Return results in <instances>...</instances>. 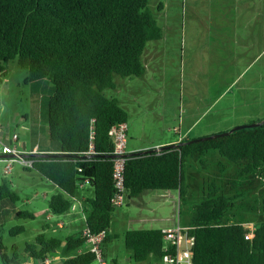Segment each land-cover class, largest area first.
Returning a JSON list of instances; mask_svg holds the SVG:
<instances>
[{
	"label": "trees",
	"instance_id": "16d2710c",
	"mask_svg": "<svg viewBox=\"0 0 264 264\" xmlns=\"http://www.w3.org/2000/svg\"><path fill=\"white\" fill-rule=\"evenodd\" d=\"M149 1L0 0V84L11 59H17L28 70L27 81L46 78L53 82L48 99L50 140L59 141L62 152L79 155L42 152L27 169L37 171L60 188L49 198L53 213L68 211L73 197L80 193V185L88 181L94 195L84 197L86 226L92 232L105 230L104 243L111 238L108 229L117 208L112 202L116 186L110 129L129 116L106 90L116 87L117 75L143 74L146 66L142 56L147 43L163 35ZM211 149L238 164L241 176L260 174L264 178L262 123L130 156L124 172L127 195L139 196L149 189H178L182 199L186 192L184 162ZM90 150V156H85ZM219 190L215 187L195 205L189 224L195 236L193 264H264V220L255 223L254 236L246 238L250 226L226 217L239 195L215 193ZM19 199V193L4 179L0 183V214L10 208L18 216L34 217L32 211L15 207ZM24 231V225L11 229L13 235ZM124 239L136 261L150 255L161 259L166 253L163 228L128 229ZM85 241L82 230L65 239L43 231L26 244L25 251L27 257L44 260L64 249L68 256L65 264H93L94 252H77ZM13 258L15 264L21 263L16 252Z\"/></svg>",
	"mask_w": 264,
	"mask_h": 264
},
{
	"label": "rangeland",
	"instance_id": "374dc122",
	"mask_svg": "<svg viewBox=\"0 0 264 264\" xmlns=\"http://www.w3.org/2000/svg\"><path fill=\"white\" fill-rule=\"evenodd\" d=\"M247 2L258 7L264 0L149 1L163 35L147 43L143 74L117 75L116 87L106 90L130 114L128 147L131 143L179 138L174 127L186 129L196 118L194 131L200 135L196 137L264 120V24L250 37L256 38L252 50L247 49L250 38L243 46L241 41L235 42L226 35L239 29L232 27V20L239 25L241 17L253 14L252 9L247 10ZM240 3L242 6L237 8L235 5ZM223 15L227 18L224 22ZM147 52L151 54L148 60L145 59ZM7 71L0 84L2 137L7 139L17 133L19 147H33L34 142L42 147L60 145L59 141L50 140L49 135L48 99L53 92L50 80L27 81L28 70L17 59L8 62ZM182 118L187 120L183 124ZM7 163L5 158H0V183L7 180L19 193L16 208L30 210L35 216L21 217L10 208L0 214V262H3V252L9 257L16 252L23 261L27 257L26 244L35 241L43 231L48 236L65 239L84 227L80 218L67 227H60L58 223L67 222L69 214L51 213L54 217L49 218V198L55 193L50 190L53 182L40 179L35 170H28L17 162L7 172ZM239 170L238 164L217 149H211L184 162L186 192L180 201L177 189H149L139 196L126 195L124 203L117 205L111 221V238L104 244L107 264H166L163 257L158 259L154 255L136 261L131 257L124 235L115 237L114 232L160 228L170 221L187 226L195 205L214 192L215 187L220 188L215 193L239 195L227 212L229 221L255 226L264 220V178L260 174L241 176ZM44 191H49L46 197ZM165 192L173 195L162 196ZM16 225H24L25 231L13 235L11 229ZM61 252L59 249L50 255L60 257L55 264H65L62 261L65 253Z\"/></svg>",
	"mask_w": 264,
	"mask_h": 264
},
{
	"label": "built area",
	"instance_id": "2783aa9c",
	"mask_svg": "<svg viewBox=\"0 0 264 264\" xmlns=\"http://www.w3.org/2000/svg\"><path fill=\"white\" fill-rule=\"evenodd\" d=\"M0 130L1 124H0ZM127 121H120L114 124L110 129L111 140L114 145L113 158L114 169L113 176L115 179L116 191L112 198L113 204L120 205L124 203L127 195L125 186V164L129 159L127 148L128 136ZM19 136L14 133L10 140L4 139L0 135V153L9 154L5 159L8 161L6 171L10 172L15 162L20 163L25 168L33 167L35 163L36 154L40 155V146L36 144L31 150L21 149L16 141ZM90 150L89 154H91ZM75 197H73L74 199ZM83 218L86 220V214L82 211ZM255 226H250V230L245 233L246 238L254 236L253 230ZM86 238L85 243L78 248L77 252L92 251L96 254V264H107L104 256V241L107 235L105 230L99 232H92L87 226L82 230ZM164 249L166 253L163 259L166 264H193V245L195 243V236L190 233V226H183L178 223L176 226L163 228ZM55 257H47L43 260V264H51ZM95 260V261H96Z\"/></svg>",
	"mask_w": 264,
	"mask_h": 264
},
{
	"label": "crops",
	"instance_id": "0c3cea01",
	"mask_svg": "<svg viewBox=\"0 0 264 264\" xmlns=\"http://www.w3.org/2000/svg\"><path fill=\"white\" fill-rule=\"evenodd\" d=\"M246 4H247V10H249V9L251 10L252 9L254 11L253 14H251L250 17H248V16L241 17L240 20H239V25H238V21L232 20V27H237L238 26L239 29L238 30L234 29V30L230 31L228 34H226L228 37H230V38L232 37L235 40V42H240L241 41L243 46H244L245 43L248 44V39L256 33L257 27H260L261 25L264 24V3L263 4H257L258 7H256L255 5L252 6V4L249 3V2H247ZM235 6L237 8H239V7L242 6V3L236 4ZM222 18L224 19L223 22L227 19V18L224 17V15L222 16ZM221 22L222 21H220L219 23H221ZM250 39H252V40H250ZM250 39H249V42L251 41V45H248L247 49L252 50L253 42L256 41V38H250ZM145 51H146V49H145ZM150 55L151 54L149 52H147V54L145 55V59L148 60L149 59L148 57H150ZM142 59H144L143 56H142ZM53 85H54L53 82H51V86L52 87H53ZM129 119H130V114H129L128 120H127L128 133H129V129H130ZM181 120L183 121V122H181L182 124L187 121L185 118L184 119L182 118ZM197 120L198 119L196 118L195 120L191 121L187 125L186 129H183V130H182L181 126L174 127L175 131H177L178 134H179V138L166 139V140H160V141H155V142L149 141V142H146V143H142V142L131 143V147L127 146L128 150L129 151H134V150H140V149L149 148V147L161 146V145L172 143V142H179V141H181L183 139H186L188 137L194 138L196 136H200V135L196 134V131H194V125L196 124ZM0 135L2 136V130H0ZM9 136L7 137V139L10 140L11 137L9 138ZM36 144H38L40 146V151H43V152H59V151H61L60 145L55 146V147L51 146V145L47 146V147H42L39 142H34L33 143V147ZM33 147H27L26 145H22L20 148L23 149V150H31ZM35 173L39 174L40 179H46L45 177H43L37 171ZM36 177H38V176H36ZM53 185L54 186H51L50 190L55 191V193L58 192L60 190V188L54 183H53ZM178 192H179V190H178ZM166 193H167V195H173L171 192H165L164 194H161V195L162 196L166 195ZM44 194H45V197H46L49 194V191H44ZM93 195H94L93 186L88 181L83 182L80 185V193L78 195L74 196L75 198L72 201V205H71L70 209L68 211L64 212V214H69L70 218L68 219L67 222L60 221L58 223L59 226L63 227V228L67 227L69 224L75 222L78 218H80V219L83 220V223H84V227L81 229V230H83L86 227V222H85V220L83 218L84 216H83V213H82V211L84 210V197L93 196ZM179 201H180V197H179ZM3 212H4V210H3ZM3 212L1 214H3ZM47 213H48V217L49 218H53L54 217L52 215L54 213L51 212V210H49ZM59 214H61V213H59ZM122 214H123V212H121V214H119V215H122ZM140 219H142V218H140ZM177 224L178 223H176V222L170 221L167 224L161 225L160 228L172 227V226H176ZM187 226H189V225H187ZM112 228L113 227H112V222H111V225H110V227L108 229V234L109 233L111 234ZM128 229H130V228H128ZM128 229H123V231H121V233H118V232H114V233L115 234H123L124 235L125 232ZM105 249L106 248H105V245H104V256H105V251H106ZM61 251H62L61 254H63L64 249H62ZM66 257H68V256L64 254V257H62L63 258L62 261L65 262ZM26 258L23 261H20L21 264H25V263H27V264H43V260H39L38 259V261L36 262L35 261L36 260L35 257H28L27 259ZM57 258H60V257L56 256V258H53V261L51 262V264H55L57 262V260H56ZM58 260H61V259H58ZM114 263H116V260H114Z\"/></svg>",
	"mask_w": 264,
	"mask_h": 264
},
{
	"label": "water",
	"instance_id": "95a60500",
	"mask_svg": "<svg viewBox=\"0 0 264 264\" xmlns=\"http://www.w3.org/2000/svg\"><path fill=\"white\" fill-rule=\"evenodd\" d=\"M264 123V120L262 121H256V122H247V123H242V124H238L236 126H234L233 128H231L230 130H226V131H221L215 134H211V135H207V136H202V137H194V138H190L188 140L185 141H179V142H172V143H168V144H164L161 146H155V147H149V148H144V149H140V150H134V151H129L128 155L129 156H135V155H141L147 152H152V151H158V150H164V149H169L171 147H176V146H180L183 145L184 143H190L193 141H200V140H206L209 138H213V137H217V136H221V135H226L229 134L231 132H233L236 129H240V128H244V127H251V126H256V125H260ZM44 155H54V156H65V155H72V156H79L78 154H69L66 152H47V153H43ZM38 155V154H36ZM7 156H9V154L6 153H0V158H6ZM85 156H90V154H86ZM112 156H114V154H112ZM0 264H2L0 262Z\"/></svg>",
	"mask_w": 264,
	"mask_h": 264
},
{
	"label": "flooded vegetation",
	"instance_id": "af4514ba",
	"mask_svg": "<svg viewBox=\"0 0 264 264\" xmlns=\"http://www.w3.org/2000/svg\"><path fill=\"white\" fill-rule=\"evenodd\" d=\"M2 260H3V262H1L2 264H15V262H13L14 260L13 256L9 257V255L5 256L4 254H2Z\"/></svg>",
	"mask_w": 264,
	"mask_h": 264
}]
</instances>
